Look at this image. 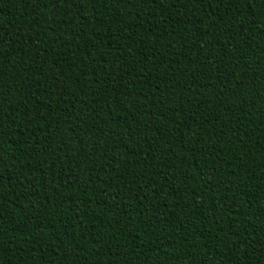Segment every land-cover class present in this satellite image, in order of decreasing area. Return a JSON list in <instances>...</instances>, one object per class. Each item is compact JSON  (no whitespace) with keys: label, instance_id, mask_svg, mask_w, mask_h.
Masks as SVG:
<instances>
[{"label":"trees","instance_id":"16d2710c","mask_svg":"<svg viewBox=\"0 0 264 264\" xmlns=\"http://www.w3.org/2000/svg\"><path fill=\"white\" fill-rule=\"evenodd\" d=\"M0 264H264V0H0Z\"/></svg>","mask_w":264,"mask_h":264}]
</instances>
